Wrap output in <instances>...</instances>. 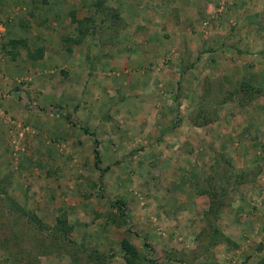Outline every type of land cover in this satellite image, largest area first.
Segmentation results:
<instances>
[{"label":"rangeland","instance_id":"rangeland-1","mask_svg":"<svg viewBox=\"0 0 264 264\" xmlns=\"http://www.w3.org/2000/svg\"><path fill=\"white\" fill-rule=\"evenodd\" d=\"M111 1L117 3L118 0ZM251 1L235 7L232 0H206L207 6L197 12L202 21H198L196 30L211 37L222 36L234 29L238 19H247L248 26L264 41V0ZM138 2L145 3V0ZM79 24L86 33L89 31L84 36L88 49L85 44L84 62L91 71L97 61V54L91 48L94 36L101 40L110 34L118 37L119 32L124 33L125 24L122 16L108 18L105 22L98 16L96 21ZM48 25L50 23H42L43 30L33 36L32 29L21 24L22 37L10 39V43L0 38V49L4 50L5 57L4 85L0 84V264H74L78 255L82 257L80 261L86 260L82 246L112 254L109 264H124L125 261L119 259L122 237L147 258L146 264L151 260L157 264H174L169 260L178 259L177 255L185 259L177 264H242L239 256L244 258L251 254L262 256L255 264H264V172L253 163L256 160L251 157L253 154L247 153L245 162L217 152L206 160L205 150L200 152L202 157L198 161H163L161 158L149 161L142 157L143 150L137 148L130 153L121 146L118 150H104L110 161L101 159L97 167L95 156L90 158L95 155L93 150L76 151L67 141L70 142L80 124L79 106L94 105L95 111L103 110L101 120L105 122L104 113L111 109L113 101L106 87H93L91 83L85 85L79 105L74 98L73 102H65L53 94L52 91L61 87L56 81L54 86L44 87L34 83L33 79L38 78L56 79L65 67L64 63L55 61L60 55H55L51 61L43 58L37 62L38 67L26 66L33 58L31 51H35L27 42L41 40L44 43V37L50 35V31L48 35L44 32ZM71 26L70 23L68 34L72 32ZM58 30L64 33L65 29ZM40 49L42 57L44 50ZM171 51L164 56L165 62L172 60ZM13 65L18 71L9 75L7 69ZM259 74L264 81V70ZM72 81L69 76L67 83L75 91ZM11 103L17 105V110H10ZM52 106H60L69 119L52 111ZM66 125L74 129L73 134L64 129ZM98 128L110 131L108 124ZM117 134L121 135L118 130ZM120 137L113 140L122 141L124 136ZM93 142L95 145V139ZM117 154L119 158L115 160ZM225 167L230 168L232 187L229 197L224 198L226 204L217 220L220 232L212 244L203 233L209 225L205 218L209 195L199 192L208 187L210 178L213 184H224L217 174H224ZM7 197L36 213L45 224H54L57 215L68 218V235L72 241H63V245L51 242L46 229L39 231L35 222L9 208ZM114 201L125 202L129 213H121H124L121 204L112 207ZM173 205L177 210L172 211ZM131 211L137 218L131 216ZM228 253L236 260H227L224 255Z\"/></svg>","mask_w":264,"mask_h":264},{"label":"crops","instance_id":"crops-1","mask_svg":"<svg viewBox=\"0 0 264 264\" xmlns=\"http://www.w3.org/2000/svg\"><path fill=\"white\" fill-rule=\"evenodd\" d=\"M97 1L0 0V38L9 43L10 39L22 37L21 24L31 28V34L35 36L43 30L42 23H50L44 29L46 35L50 31V35L44 37V43L41 40L27 42L35 51H31L33 58L26 66L38 67L37 62L43 58L51 61L55 55H60L55 61L64 63L65 67L56 79L38 78L33 79L34 83L42 87L54 86V81L60 83V89L56 88L60 92L55 90L53 94L65 102H73L74 98L76 105L82 101L88 83L93 87H106L109 92L107 95L113 105L104 113L105 122L101 120L103 110L95 111L94 105L79 106L77 118L80 124L75 132L68 125L64 127L72 134L74 132L67 143L76 151H91L93 140L97 139L101 159L108 161L109 154L107 156L103 151L118 150L121 146L130 153L137 148L143 150L142 157L149 161L156 158L198 161L202 157L200 152L205 150L206 160L212 159L217 152L245 162V156L250 153L253 156H248L256 159L253 163L264 172V81L259 77V72L264 70L261 68L264 41L254 28L248 26L249 21L238 19L234 29L222 36L211 37L196 30L198 21H202L197 12L207 6L206 0H145V3L103 0L100 5ZM244 2L246 0H232L235 7ZM111 5L122 16L124 33L119 32L118 37L110 34L105 40L94 36L91 48L97 54V61L90 71L84 62V36L89 31L86 33L79 23L96 21L98 16L105 22L113 16L103 7ZM246 10L250 12V9ZM70 23L72 32L68 34ZM58 29H65L64 33H58ZM41 47L44 50L42 57ZM171 50L173 58L165 62L164 56ZM3 52L0 49V84L4 85ZM14 66L7 69L9 75L18 71ZM101 70L109 75L105 76ZM69 76L75 91L67 83ZM163 84L165 89H162ZM166 90L171 92L165 94ZM16 106L11 103L10 110H17ZM102 124L104 127L108 124L110 131L97 129ZM120 136L125 138L114 141L116 138L120 140ZM117 158L118 154L115 160ZM111 204L112 207L120 204L124 207L125 202ZM171 209L173 211L176 206ZM132 212L131 216L137 218ZM121 213L129 211L124 207V213ZM119 256L125 261L122 252ZM177 256L178 259L169 261L174 264L185 262L184 258ZM224 256L229 261L236 260L230 253ZM239 257L242 264H255L262 259L258 254Z\"/></svg>","mask_w":264,"mask_h":264},{"label":"trees","instance_id":"trees-1","mask_svg":"<svg viewBox=\"0 0 264 264\" xmlns=\"http://www.w3.org/2000/svg\"><path fill=\"white\" fill-rule=\"evenodd\" d=\"M103 0H98L97 4H101ZM103 7V6H102ZM103 10L105 12L110 13L113 18H121V15L119 14V11L117 8H112L111 7H103ZM260 90V89H259ZM51 110L57 113L60 116H64L69 119L68 115L65 114L62 111V108L60 106H52ZM96 143L93 147V151L95 154V165L97 167L100 166L101 160V151L98 148V141L97 139ZM229 167H225L224 174H217V177H222L223 182H225L222 185H219L217 183H212L213 180L212 178L209 179V185L208 187H203L199 193H206L209 195V203H208V208L205 210V218L209 220V225L204 228L203 233H205L208 238L213 242H215L216 235L218 232H220V227L218 226V217L220 212L222 211L223 207L226 204L225 197H229V189L232 187L230 179V171ZM215 178V177H214ZM213 178V179H214ZM212 180V181H211ZM226 184V185H225ZM7 200L9 202V208L17 210L19 215L25 216V218H28L29 221L32 223L35 222L36 225H38L39 231H43L46 229L47 233L50 236L51 242L57 243V242H63V241H68L71 242L72 239L68 235V229L70 228L69 220L65 216L62 215H57L56 222L54 224H45L43 223L42 219L36 215V213L31 212L21 206L14 198L12 197H7ZM210 229V230H209ZM64 243H62L63 245ZM75 244H73L74 246ZM74 247H78L75 245ZM73 247V248H74ZM120 247H121V252L122 255L125 259L124 264H146L147 258H144L141 256V253L137 250L136 246L132 244L126 237H122L120 239ZM83 252L86 254V260L83 262L80 261L82 257L80 255L76 256L74 259V264H109L111 255L107 252L101 251L96 247L93 248H88V247H81ZM145 261V262H144ZM148 264H157L155 260L149 261Z\"/></svg>","mask_w":264,"mask_h":264}]
</instances>
